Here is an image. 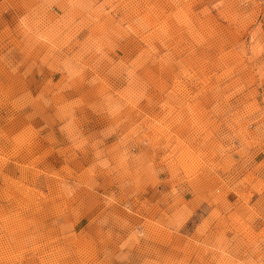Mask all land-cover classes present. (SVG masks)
I'll return each mask as SVG.
<instances>
[{
	"label": "rangeland",
	"instance_id": "obj_1",
	"mask_svg": "<svg viewBox=\"0 0 264 264\" xmlns=\"http://www.w3.org/2000/svg\"><path fill=\"white\" fill-rule=\"evenodd\" d=\"M0 264H264V0H0Z\"/></svg>",
	"mask_w": 264,
	"mask_h": 264
}]
</instances>
